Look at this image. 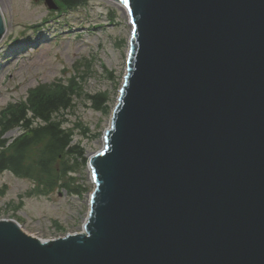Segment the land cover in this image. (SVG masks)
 Masks as SVG:
<instances>
[{
	"label": "water",
	"instance_id": "1",
	"mask_svg": "<svg viewBox=\"0 0 264 264\" xmlns=\"http://www.w3.org/2000/svg\"><path fill=\"white\" fill-rule=\"evenodd\" d=\"M113 1L132 30L84 232L0 220V264H264V0Z\"/></svg>",
	"mask_w": 264,
	"mask_h": 264
},
{
	"label": "rangeland",
	"instance_id": "2",
	"mask_svg": "<svg viewBox=\"0 0 264 264\" xmlns=\"http://www.w3.org/2000/svg\"><path fill=\"white\" fill-rule=\"evenodd\" d=\"M0 8L6 18L0 41V111L25 100L40 83L84 75L79 79L82 93L65 110V126H74V140L82 142L87 155L100 150L110 113L94 109L87 94L107 90L112 106L116 101L131 32L124 9L110 0H90L76 9H49L44 0H0ZM82 127L91 137L82 135ZM17 134L16 128L2 137ZM74 176L91 187L81 198L66 190L29 194L30 179L2 173L0 219L15 220L25 233L42 240L82 231L93 184L87 168Z\"/></svg>",
	"mask_w": 264,
	"mask_h": 264
},
{
	"label": "trees",
	"instance_id": "3",
	"mask_svg": "<svg viewBox=\"0 0 264 264\" xmlns=\"http://www.w3.org/2000/svg\"><path fill=\"white\" fill-rule=\"evenodd\" d=\"M64 9H76L90 0H55ZM84 75H72L64 81L40 83L25 100L8 104L0 111V175L8 171L33 183L29 194L50 195L55 191L81 198L90 187L74 176L86 167L82 142L75 141L74 126L68 125L65 110L73 107L82 93ZM94 109L109 114L112 105L107 90L87 94ZM76 126H79L76 124ZM17 128L11 139L2 136ZM87 127L82 135L91 137ZM99 135V134H97ZM81 140V139H80Z\"/></svg>",
	"mask_w": 264,
	"mask_h": 264
},
{
	"label": "bare ground",
	"instance_id": "4",
	"mask_svg": "<svg viewBox=\"0 0 264 264\" xmlns=\"http://www.w3.org/2000/svg\"><path fill=\"white\" fill-rule=\"evenodd\" d=\"M124 12L126 13V15L128 16V14H127V11L124 9ZM129 19V18H128ZM129 21V20H128ZM130 23V22H129ZM6 25V24H5ZM128 46V45H127Z\"/></svg>",
	"mask_w": 264,
	"mask_h": 264
}]
</instances>
